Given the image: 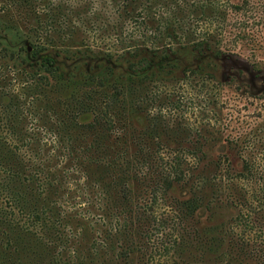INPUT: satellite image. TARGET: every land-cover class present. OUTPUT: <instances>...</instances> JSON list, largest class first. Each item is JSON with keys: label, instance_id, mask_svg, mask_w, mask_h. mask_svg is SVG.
<instances>
[{"label": "trees", "instance_id": "1", "mask_svg": "<svg viewBox=\"0 0 264 264\" xmlns=\"http://www.w3.org/2000/svg\"><path fill=\"white\" fill-rule=\"evenodd\" d=\"M0 2V264H264V142L220 94L203 127L151 109L224 90L221 57L263 65L264 0ZM89 55L127 72L57 61Z\"/></svg>", "mask_w": 264, "mask_h": 264}, {"label": "rangeland", "instance_id": "2", "mask_svg": "<svg viewBox=\"0 0 264 264\" xmlns=\"http://www.w3.org/2000/svg\"><path fill=\"white\" fill-rule=\"evenodd\" d=\"M1 7H3L2 2H0V10ZM98 46L99 44L93 46L94 49L92 50L97 51ZM99 48L102 49V47ZM57 61L58 64L65 70L69 71V73L73 72L74 68L77 66L79 68L83 67L85 74L88 75L93 72H99L101 66H110L115 69L117 74H125L128 68L126 63H115L113 61L102 59L98 57V55H89L88 57L81 58L77 63L71 60H66L64 57L57 58ZM218 62L219 65L221 64L223 67L220 83L226 85L224 90L218 89L216 83L208 82L207 80L203 85L202 80L198 79L195 80V83L192 85L188 84L187 86L168 83H163V85L157 84L158 89L164 91L163 99L166 95L170 97L168 101L164 100L165 104L162 106L152 104L151 109H160L161 107L163 109H172L171 111L168 110L167 113L171 122L174 120H182V122L189 121L194 127H203V125H206L205 123H209L211 119H213L212 109H217L213 104L214 96H219L220 94L221 101L226 105L225 112L227 113L228 109H236V113H238V116L240 117L239 123H243L244 121V124H242L240 128L242 135L244 137L247 136L248 139L254 136L256 142H264V57L260 58L259 62H263V65H259L258 69H255L252 66L251 61L239 59L237 57H221ZM5 63L6 64L2 63V70L0 69V74L2 75H9V71L20 69V67H14L19 65L17 63L14 64L8 61ZM10 75H13V73ZM231 78H235L238 82L237 84L241 86L245 92L244 96H240L241 101L238 105L232 103V97L236 95L235 92L237 85L235 86L234 84L233 89H230L228 88L229 86H227ZM30 113H32L31 109L28 110V115H30ZM211 122L214 121L212 120ZM2 125L3 124L0 122V131L6 130ZM143 125L144 119H141L139 121V126ZM28 127L31 130L35 128L32 124V120H29ZM35 132H37V130H33V133ZM41 135L45 140H49V137L46 136L44 132ZM82 198L83 197L81 196L76 199V205H84ZM157 205L156 208L154 207L156 210L155 212L160 214L165 211L166 206L163 203ZM223 214L226 218L230 217V213L224 212ZM207 218L208 213L202 211L200 213L201 221L206 223ZM160 257V253H155L157 263L166 264L167 262L164 263L165 258Z\"/></svg>", "mask_w": 264, "mask_h": 264}]
</instances>
